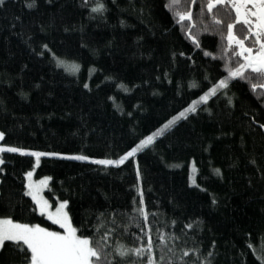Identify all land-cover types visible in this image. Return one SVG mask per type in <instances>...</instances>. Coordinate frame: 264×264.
<instances>
[{
  "label": "trees",
  "instance_id": "trees-1",
  "mask_svg": "<svg viewBox=\"0 0 264 264\" xmlns=\"http://www.w3.org/2000/svg\"><path fill=\"white\" fill-rule=\"evenodd\" d=\"M96 2L35 0L29 8L26 0H6L0 7V144L115 159L227 75L220 55L227 46L225 9L216 10L222 28L208 15L207 0H180L179 7H166L171 0H103V13L90 14ZM189 9L192 20L181 22L177 13ZM189 24L199 47L187 36ZM240 27L234 32L242 36ZM56 57L79 68L58 67ZM245 72L248 78L230 81L227 96L210 98L119 166L42 155L36 176L51 177L47 198L53 206L68 199L74 225L84 223L87 235L115 229L113 246H138L141 228L146 243L151 225L163 264L169 256L173 264H200L209 251L211 264H264V135L249 127L264 109V89L251 85L264 80ZM0 158V215L60 230L25 192L23 174L34 169L35 157L4 151ZM138 189L147 224L134 211L141 207ZM6 243L0 264H19L14 244ZM184 248L199 251L179 261ZM116 264H147V254Z\"/></svg>",
  "mask_w": 264,
  "mask_h": 264
},
{
  "label": "snow or ice",
  "instance_id": "snow-or-ice-1",
  "mask_svg": "<svg viewBox=\"0 0 264 264\" xmlns=\"http://www.w3.org/2000/svg\"><path fill=\"white\" fill-rule=\"evenodd\" d=\"M195 3V0H192ZM6 0H0V7H3ZM35 0H26V6L33 7ZM83 3L87 5L89 0H83ZM180 0H171V5L166 7H179ZM225 9V15H228V22L220 19L217 14V9ZM105 5L103 0H97L96 3L91 4L90 14L103 13ZM206 10L208 15L211 16L212 21L215 25L225 27L226 23V40L227 46L221 49V58L225 59V70L227 75L220 76L219 79L211 83V86L206 90L202 91V94L195 100H193L185 108L181 109L176 115H173L166 120L160 127L156 128L151 133L143 136L137 142L132 144L126 151L119 155L115 159L102 158L96 159L88 155L83 154H67L60 152H47L42 153L39 151H32L23 147L8 146L0 144V153L9 151L13 153H31L36 157L37 163L39 158L43 156H65L67 158L88 161L94 160L99 165H115L119 166L123 164L130 157H134L137 153L143 149L151 146L158 136H163L164 133L173 128L177 121L180 119H186L187 114L195 113L198 106L206 104L210 98L223 94L227 96V90L229 88L230 81L234 78L246 79L249 74L245 72L246 69H250L252 73H255L258 78L264 80V0H207ZM234 12V15L231 13ZM201 13H204V8H201ZM181 22L192 20V12L189 9L186 12L177 13ZM121 23H124L121 21ZM243 25L239 31L243 33L242 36L237 35L234 32V26ZM187 36L192 40L197 47H199V41L195 35L192 34V24L188 25ZM223 38V37H222ZM248 41V43H246ZM42 49L49 50L48 44L41 45ZM229 49L231 52L229 53ZM50 51V50H49ZM41 55L43 52L40 53ZM175 55V54H174ZM183 55V53H180ZM205 55H212L205 51ZM235 57V61H233ZM57 66H64L66 70L71 67L72 70H77L79 65L74 62H67L65 60L56 57ZM232 62L235 63V67L232 66ZM190 87H197L195 82H191ZM85 88H88L87 83L84 84ZM252 89L255 90L257 87L264 89V83L257 85L253 83ZM264 101V97H261ZM228 105L235 107L233 98H228ZM131 115V114H129ZM245 117L248 113H243ZM264 109L257 113H253L249 121V127L252 124L258 126L261 130V135H264ZM5 133L0 131V138H3ZM253 164L255 160L251 161ZM4 160L0 158V164H3ZM3 169L0 168V172ZM137 177H140L139 164L136 166ZM217 175H222L219 168L214 169ZM25 177L31 178L33 175L32 170L26 171L23 174ZM264 178V173L261 174ZM51 177H43L39 184L29 180L25 185V192L35 202V208L41 214L47 216V219L52 221L53 225H58L60 230H56L53 227H45L40 223H24L20 220L14 219L12 215H0V251L7 248L6 242H12L19 253L20 261L19 264H116L117 259H127L129 254H135L136 257H143L147 254V264H163L164 254L163 248H161V255L159 261H157L153 239L151 236V225L148 226L147 230V242H144L145 229L141 228L140 232L142 235L139 236L138 246H129L124 244L122 241H117L113 246L111 238L115 229H108L103 232V235L98 238L85 234L89 228L81 223L79 227L73 223V218L69 214L68 206L69 200L62 199L56 205L55 210H52L49 201L40 195L41 188L46 187V182ZM252 181L249 180V184ZM140 191V205L138 210L140 215L144 218L145 224H147L149 213L144 207L143 191ZM213 204L217 201L213 199ZM101 217L103 214H100ZM115 215V214H113ZM175 221H173V224ZM186 227L191 229L193 225L187 224ZM158 239L162 245H166L165 234L159 232ZM179 237L175 234L172 235L171 240L173 246L175 241ZM215 243V242H213ZM251 247V245H249ZM169 252L172 248L168 249ZM198 252V249L184 248L181 250V255L177 257L179 261H183L189 252ZM213 253L209 251L207 256L200 260V264H211V257ZM264 259V245H262V256ZM169 264H173L172 257H168Z\"/></svg>",
  "mask_w": 264,
  "mask_h": 264
},
{
  "label": "rangeland",
  "instance_id": "rangeland-1",
  "mask_svg": "<svg viewBox=\"0 0 264 264\" xmlns=\"http://www.w3.org/2000/svg\"><path fill=\"white\" fill-rule=\"evenodd\" d=\"M1 140H2V138H0V143H1ZM26 154H31L30 152L29 153H26ZM35 157V156H34ZM41 158V157H40ZM40 158H39V163H37V160H36V157H35V166H34V169H32V172H33V175H32V177L31 178H28V177H26V183L29 181V180H31L32 182H35V183H37V184H39V182L42 180V178L43 177H45V176H42V177H38V176H36V170H37V168H38V166H39V164H40ZM47 177H49V176H47ZM49 183H50V180H48L47 182H46V184H47V186L46 187H42L41 188V192H40V195L41 196H43L44 198H46L48 201H49V199L47 198V196H46V194H45V191L47 190V188H48V186H49ZM35 203V202H34ZM58 203H59V201H58ZM49 204H50V207H51V209L52 210H55V207L56 206H53L52 205V203L49 201ZM38 210V209H37ZM39 212V211H38ZM40 213V212H39ZM41 214V213H40ZM42 215H44V214H42ZM46 216V215H45ZM46 218H47V216H46Z\"/></svg>",
  "mask_w": 264,
  "mask_h": 264
}]
</instances>
